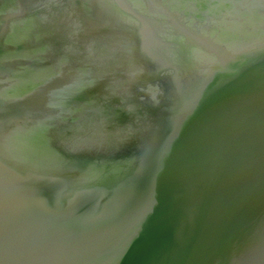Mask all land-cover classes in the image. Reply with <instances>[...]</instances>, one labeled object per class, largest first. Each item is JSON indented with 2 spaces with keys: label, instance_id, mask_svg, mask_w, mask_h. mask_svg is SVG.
<instances>
[{
  "label": "water",
  "instance_id": "1",
  "mask_svg": "<svg viewBox=\"0 0 264 264\" xmlns=\"http://www.w3.org/2000/svg\"><path fill=\"white\" fill-rule=\"evenodd\" d=\"M0 264H264V0H0Z\"/></svg>",
  "mask_w": 264,
  "mask_h": 264
}]
</instances>
